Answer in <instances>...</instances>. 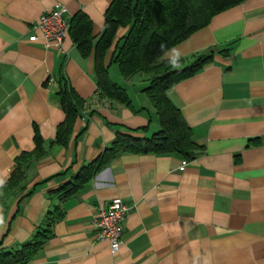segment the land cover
<instances>
[{"label":"crops","instance_id":"obj_1","mask_svg":"<svg viewBox=\"0 0 264 264\" xmlns=\"http://www.w3.org/2000/svg\"><path fill=\"white\" fill-rule=\"evenodd\" d=\"M110 2L0 0V251L19 249L58 206L61 217L26 264H264V0L214 15L162 56L176 48L188 64L212 55L166 91L200 146L193 159L120 151L61 200L58 190L117 133L149 137L159 128L142 92L147 76L108 69L129 96L126 106L99 91L92 50L82 53L68 34L60 44L46 42L34 28L44 11L63 5L69 22L79 11L91 20L94 45ZM128 28H117L105 66ZM65 80L83 104L59 144ZM37 140L44 154L22 162L24 180L5 192L17 157L33 152ZM115 197L129 212L112 252L97 236L95 217Z\"/></svg>","mask_w":264,"mask_h":264},{"label":"trees","instance_id":"obj_2","mask_svg":"<svg viewBox=\"0 0 264 264\" xmlns=\"http://www.w3.org/2000/svg\"><path fill=\"white\" fill-rule=\"evenodd\" d=\"M243 0H111L104 12L103 31L92 44V22L81 11L70 20L68 35L77 44L82 53L92 50L95 73L99 91L106 97L126 106L131 101L125 88L111 80L108 65L115 63L123 78L137 73L147 76L148 82L142 88L153 105L159 122V128L149 137H135L117 133L114 141L106 147L100 156L90 165L83 167L72 181L60 188L61 200L67 199L88 180L100 166L108 164L117 152L130 153H175L185 159H193L200 146L192 140V132L179 109L167 96V89L179 81L197 73L212 59L210 53L198 55L192 62L186 63L180 58V67L172 68L170 58H162L166 50L186 39L193 32L205 27L211 18ZM127 32L114 45L110 62L103 64L106 50L110 47L119 26H127ZM65 83L59 90L65 113L58 125L55 141L65 144L71 131L77 110L83 99L74 89ZM44 154L40 141L31 153H22L16 159L9 178L3 185L6 192L19 185L25 178L21 163ZM58 206L47 214L43 226L38 228L32 238L17 250L0 251V264H26L31 256L49 236V227L61 217Z\"/></svg>","mask_w":264,"mask_h":264},{"label":"built area","instance_id":"obj_3","mask_svg":"<svg viewBox=\"0 0 264 264\" xmlns=\"http://www.w3.org/2000/svg\"><path fill=\"white\" fill-rule=\"evenodd\" d=\"M70 22L63 5H55L44 11L34 25L40 36L46 42L60 44L66 38ZM36 38V36H34ZM187 163L181 161L180 168ZM129 212V207L120 198H112L106 206L100 207L95 217L97 236L106 239L112 252H116L121 243L123 220Z\"/></svg>","mask_w":264,"mask_h":264},{"label":"clouds","instance_id":"obj_4","mask_svg":"<svg viewBox=\"0 0 264 264\" xmlns=\"http://www.w3.org/2000/svg\"><path fill=\"white\" fill-rule=\"evenodd\" d=\"M171 52H172V55H171L170 61H169L170 64H171V67L174 68V69L179 68L180 67L179 61H180V58H181V53L176 48H173L171 50ZM0 183H2V181H0ZM0 223H2V218H0Z\"/></svg>","mask_w":264,"mask_h":264},{"label":"rangeland","instance_id":"obj_5","mask_svg":"<svg viewBox=\"0 0 264 264\" xmlns=\"http://www.w3.org/2000/svg\"><path fill=\"white\" fill-rule=\"evenodd\" d=\"M110 67H111L112 69H117V71H119L118 66H117L115 63H113V62L110 63V64L108 65V69H109ZM113 67H114V68H113ZM119 73H120V72H119ZM134 84H135V85H138V82L135 81Z\"/></svg>","mask_w":264,"mask_h":264}]
</instances>
